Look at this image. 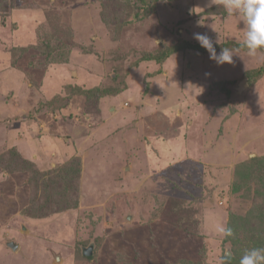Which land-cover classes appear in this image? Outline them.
Returning <instances> with one entry per match:
<instances>
[{"label": "rangeland", "instance_id": "obj_1", "mask_svg": "<svg viewBox=\"0 0 264 264\" xmlns=\"http://www.w3.org/2000/svg\"><path fill=\"white\" fill-rule=\"evenodd\" d=\"M143 1L137 18L128 0H0V264H220L226 250L239 264L264 247V161L261 181L243 168L264 159V53L247 54L222 0ZM213 82L234 93L217 88L211 112ZM98 90L110 97L90 113Z\"/></svg>", "mask_w": 264, "mask_h": 264}, {"label": "clouds", "instance_id": "obj_2", "mask_svg": "<svg viewBox=\"0 0 264 264\" xmlns=\"http://www.w3.org/2000/svg\"><path fill=\"white\" fill-rule=\"evenodd\" d=\"M209 6L215 5L216 0H208ZM227 13L226 19L235 16L244 24L241 46L247 50L249 56H256L264 50V0H222ZM193 38L208 51L209 58L217 65L233 63V49L223 47L217 53L214 41L206 34L194 33ZM215 43H218L216 41ZM217 233L225 238L234 235L233 229L224 223L216 227ZM232 253L225 251L220 264H230ZM239 264H264V247H254L246 250L239 260Z\"/></svg>", "mask_w": 264, "mask_h": 264}, {"label": "trees", "instance_id": "obj_3", "mask_svg": "<svg viewBox=\"0 0 264 264\" xmlns=\"http://www.w3.org/2000/svg\"><path fill=\"white\" fill-rule=\"evenodd\" d=\"M129 1V3H128V5H129V10L131 11L130 13H132V14H135V16L137 17V18H139V16H144V14H146L147 13V11H148V9H149V7H150V5L148 4V3H146V2H141V0H136L137 1V5H133V6H131L130 5V0H128ZM132 1V0H131ZM134 3H135V1H134ZM56 19V18H55ZM55 21H48L47 20V18H46V23L48 24V23H54ZM45 25V26H48V25ZM57 26V25H56ZM126 28V27H125ZM47 29V28H46ZM56 33H57V31H55ZM163 47V45L162 46H160V48H162ZM176 53H178V51H175V52H167V54L161 59V61H162V63H163V65H165V64H167L168 63V61L170 60L169 58L173 55L174 56V54H176ZM262 53H264V50H262V51H260V52H258L257 54H262ZM263 55V54H262ZM149 61L150 62H153V63H155V59L154 58H151V59H149ZM244 62V61H243ZM118 63V62H117ZM245 63V62H244ZM162 65V64H161ZM243 68H245L243 71H244V73H245V76L246 77H249V72L250 71H248V69H246V66L245 67H243ZM160 72H162V71H159V73ZM158 73V72H157ZM159 73H158V75H159ZM161 74V73H160ZM150 81H152L153 82V80L150 78ZM149 81V82H150ZM248 81H249V84H250V86H251V83H250V80H249V78H248ZM152 82L150 83V86H152ZM214 84H212V86L211 87H207L206 88V90L204 91V94H203V96H204V98H205V93H207V94H209L210 92H211V95H212V99L211 100H209V102H206L205 101V99L204 98H202L201 100H203V103L204 104H208V103H210V104H208L209 105V107L210 108H212V107H214V108H217L216 110H218L219 109V102H216L217 101V99H216V96H214V93L216 92V93H218V91H217V88L218 89H222V90H224V91H226V93H227V96L229 95L230 97L233 95V88H230L231 87V85L232 84H229V83H225V84H218V83H215V82H213ZM72 89H74V88H72L71 86L70 87H65L64 88V90L63 89H61V90H59V92L56 94V95H54L50 100H48V101H46L44 104V109H43V113L45 112V110H46V112H50L51 114L52 113H62V111L63 110H65L66 109V105L69 103L68 101H70V99H71V97H73L75 94H76V91H74V90H72ZM80 89V88H79ZM83 89L81 88V91H82ZM213 90V91H212ZM215 90V91H214ZM78 91H80V90H78ZM220 91V90H219ZM136 92V91H135ZM96 93H97V96H98V98H96L95 100H94V102L89 106V108L87 109V110H90L89 112L90 113H94V112H97L96 114H98L99 112H100V108H101V101L102 100H104L105 98H107V97H110V96H108V94L106 93V91L104 92V93H102V92H100V90H98V91H96ZM101 93V94H100ZM123 93V92H122ZM226 96V95H225ZM227 96H226V98H227ZM228 99V98H227ZM202 102V101H201ZM196 106H199V105H196ZM41 107H43V104H42V102H41ZM226 107V106H225ZM231 109V108H230ZM215 109H214V111H216ZM226 110L228 111L229 110V106L228 107H226ZM213 111V108L211 109V112ZM193 112H196V110H194ZM219 112V111H218ZM215 113V112H214ZM214 113H209V115H214ZM87 114H89V113H87ZM196 114V113H195ZM62 115V114H61ZM190 125H186V127H189ZM261 161H264V159H259V158H253V159H251V162H249V163H247L246 165L244 164L243 165V168H246V169H244L245 170V174L246 175H251V176H254L253 178H257L259 181H261V177L259 176V175H262V173L260 174V167L257 165V164H259ZM253 165V166H252ZM252 167L251 169H249V167ZM248 167V168H247ZM243 168H241V167H236V169H234V177L237 179L238 178V180H237V185H236V187H239L237 190L239 191V190H241V182H242V180H243V177H242V174H241V171H242V169ZM247 170H250V172H248ZM253 170V171H252ZM254 174V175H253ZM242 178V179H241ZM235 179V180H236ZM40 184H41V181H40ZM260 190V189H259ZM50 191L54 194L55 193V190H52V189H50ZM259 193V192H258ZM264 229V228H263ZM258 232H260V231H258ZM258 240H256L255 242H257ZM244 247H246L248 250L249 249H251V248H254V247H258L257 245H255V244H253V243H251L250 245H244ZM242 256V255H241ZM241 256H239V260H240V258H241ZM89 257H92V256H89ZM238 263H239V261H238Z\"/></svg>", "mask_w": 264, "mask_h": 264}, {"label": "water", "instance_id": "obj_4", "mask_svg": "<svg viewBox=\"0 0 264 264\" xmlns=\"http://www.w3.org/2000/svg\"><path fill=\"white\" fill-rule=\"evenodd\" d=\"M248 86V82L245 80H243L241 83H239L236 87H235V91H236V94L240 95L243 91V89L245 87ZM12 247V249H14V251L16 250V245H10ZM84 255H87V256H92L93 255V246L90 247L89 249H87V251L84 252Z\"/></svg>", "mask_w": 264, "mask_h": 264}]
</instances>
